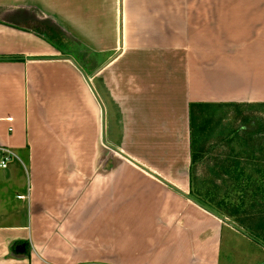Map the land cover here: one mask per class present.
Here are the masks:
<instances>
[{
	"label": "crops",
	"instance_id": "1",
	"mask_svg": "<svg viewBox=\"0 0 264 264\" xmlns=\"http://www.w3.org/2000/svg\"><path fill=\"white\" fill-rule=\"evenodd\" d=\"M15 1L0 0V160L5 150L14 155L0 170V264H220L226 225L134 164L125 201L123 187L109 179L119 172L116 162L108 170L112 157L102 158L103 139H112V127L130 132L127 144L109 145L187 193L186 160L167 163L157 152L149 161L135 149L151 132L160 135L159 150L166 149L161 135L174 150L187 145L190 104L201 99L189 88L199 69L228 65L223 55L231 69H239L236 59L253 69L248 55L264 58V5L250 3L264 0L222 4L223 20L240 7L250 12L240 26L257 23L245 45L223 46L212 31L207 39L197 28L209 18L202 0H96L116 2L114 28L102 32L56 0ZM35 20L67 24L64 32L97 57L84 47L71 54L70 46L29 26ZM86 77L106 109L105 138L102 108ZM205 91L213 92L201 100H217L212 86ZM125 109L130 124L120 120Z\"/></svg>",
	"mask_w": 264,
	"mask_h": 264
},
{
	"label": "rangeland",
	"instance_id": "2",
	"mask_svg": "<svg viewBox=\"0 0 264 264\" xmlns=\"http://www.w3.org/2000/svg\"><path fill=\"white\" fill-rule=\"evenodd\" d=\"M28 1H33V0H28ZM34 1H37V4H40L38 3V1L40 0H34ZM214 1L216 0L213 1L202 0V2H200L202 3L201 8L204 9L203 12L205 14V17L206 16L209 17L207 19H204L202 22L198 23L200 26L197 24V28L203 27L202 32L205 33L204 34L205 36L203 37L210 39L209 33L212 31L213 32L212 36L213 35L217 36L218 44L220 46L227 45L228 42H232V41H236L238 43L245 45L247 40H249V35H251L254 29L256 28L257 23L252 20L250 21L249 27H244L242 24L240 26L239 21L248 18L246 14L250 13V12L242 11L240 7H234V11L231 13L232 15H230L231 18L228 20L226 19L223 20L224 17H227L226 16L227 14L223 13V11L226 10L223 8L224 7L226 8V6H222V4L227 3L225 1H231V3L233 4H239L242 3L243 1L218 0L216 2V6ZM15 2L18 3L17 1ZM53 2H57L58 6H60L62 9L69 10L70 14L73 17L77 18V20H83L82 18L87 16L85 19V23L92 22L93 24L97 25L99 32H102L104 28L106 30L112 29V27L114 28V23H115L114 13L116 8L115 1H96V0H58L57 1L56 0ZM251 2H257L260 7L264 5V1H250V3ZM215 10H217V12ZM209 13L211 14L209 15ZM217 14H219V18H220L219 24L217 18H215ZM53 23L55 25L54 24L52 25H54L55 27L52 25H51L52 27L49 26L51 30H49L50 28L47 26L49 25V22L48 23L37 22L35 20V22L29 24V26H32L33 28H36L38 31L42 32L44 37L48 35L50 40L53 39L55 42H58L59 45L63 44L70 46L71 54L75 55L74 50L82 51V47H84V51L87 53V55H90V57L93 56L95 58L97 57L91 51V49L80 44L79 41H75L73 38H71L70 33L64 32L63 27L64 28L67 27L66 26L67 24L57 20H54ZM25 25H27V23ZM214 31L218 32L219 35L215 34ZM233 36L234 38H232ZM227 38L229 40H227ZM248 45H250V43ZM255 45L258 48L259 43ZM80 56L82 57L83 53H81ZM108 56L109 55L106 54L105 57H101L100 59L98 56V60L103 61L106 58H108ZM210 56L212 57V55ZM223 56L226 57V59L223 60H228L227 62L228 65L221 64L220 61L218 68H212V69L210 68V70H208V68L205 67L199 69L198 71L199 77L197 84H194L193 88L192 85H190L189 88L193 96L201 97L202 99L204 96L205 98H207L208 95L210 96L212 94L213 91H211L209 94L208 92L205 91L208 88L210 89V86H212L213 89L216 90L214 92V97H216L217 99L215 102H211L209 100H207L208 102H205L204 100L200 99V101L192 102L190 106L192 105L197 106L202 104H222V103L236 104V106L225 107L223 112H218V114L215 115L214 117H212L211 115L212 113H215V111H210L211 114H209V111H206L205 114H203L202 112L203 115H201L199 108L198 107L195 108V114H197V117L200 120L199 122L196 120V123L198 125L204 124L208 118L211 119L214 118L213 126H210V128L214 127V132L211 133V138L207 140L209 144V147L207 149L211 155L207 156L206 159L202 160L192 170L191 132L193 130L190 126L189 119H188L189 142L185 147H182L180 150H174L176 148L171 144L173 140L164 139L162 138V135H161V139H163L162 142L166 146V149L164 151H162L161 149L159 150L158 136L160 135L158 133L157 135L155 134V132H151V133H144L141 136L143 137L141 139L142 149H137V150L135 149V151L138 154L140 153L141 156L143 157H148L149 161L155 158L157 152H163L162 158L167 163H171L173 157H178L182 160H186L188 164V168H187V172L185 171V173L188 178L187 184L189 186L186 190H188L187 193L189 196L191 197L198 196L207 201L214 200V203H216L217 201H219L220 197L222 199L223 196H227L230 193L231 200L234 203L237 200L236 199L237 194L235 191H233L234 190L233 181L232 182L227 181L229 179L228 176H225L223 173H220L221 170L218 164H220L221 161H225V164H227V163H232L234 160H237L239 163L245 166L248 173H251L252 168L254 166L253 164H255L254 162H256L252 159H249L246 156L245 151L246 150L249 151V148L247 147L248 144L247 142L246 144H244L243 137H245L244 134L246 133L251 135V132L248 129L252 127H257V125L254 126L255 124L258 123L264 124V107H263L264 89L263 90L261 89L262 87H264V61H263L264 58L260 59V56L258 54L255 56L248 55V58L252 62L251 65L254 66L253 69H248L247 62L242 59H236L233 61L239 65V69H231L232 64L230 58L228 57L229 55H223ZM217 60H219V57L216 60H213V62H217ZM226 66H229V68H226ZM189 71H191L192 74L195 72L192 70ZM210 73H211V77H210L211 80L208 79V75ZM200 82L201 84H203L204 90L199 95L198 93L196 94V92L200 89L199 88ZM260 84L263 85L261 88L259 87ZM106 95L108 94L106 93ZM125 111L126 109L119 112V113L123 112L124 116H122L120 120L124 124L128 121V120L126 121V119L129 116L128 112L124 114ZM188 118H191V116H189ZM107 124H108L107 126L110 127L109 121L107 122ZM127 124H130L129 121L127 122ZM112 129L113 130L110 134L112 136V139L109 138L108 144H110L111 140L112 141L116 140L119 142L122 141V143L125 144L131 141L132 137H129L130 132L126 131V129H125L126 132L123 133L122 135L119 134L118 132H114V127H112ZM236 130L237 131L240 130L243 135L241 136L239 133H238L239 135L232 134L234 132L236 133ZM107 131L109 132V128ZM195 133L198 137L201 136L198 132L195 131ZM228 135H230V138L224 137ZM108 137H109V133H108ZM143 145L144 148L146 147L145 149L143 148ZM103 149L104 150H103L102 158L110 159L112 157V163H109V161H107L108 170L109 168L110 170H112L111 168L114 167V164L116 162V169L119 172V177L117 179H113L112 176L109 179H112V181L115 183L114 186L116 188L123 187L124 199L126 197L125 201H128L129 196L127 192L125 193V190L130 188L129 180L131 174L135 173L134 171L135 167L133 166L132 162L126 160L123 157L122 158L124 160L122 162L117 161L115 158H113V156L114 154L116 155L118 154L113 150H110L107 146L106 148L104 147ZM250 149L259 151V156H258V158L260 159L259 162L264 163V133L260 136H257L255 142H253V148ZM119 156L120 155H118V157ZM182 160H179L177 163L182 162ZM109 164H111L113 167L111 165L109 166ZM178 171H176L178 180L181 181L184 180V177H182V174L180 176ZM83 187L86 186L84 185ZM197 206L200 207L199 205ZM203 210L206 211V213L208 212L205 209ZM208 213L210 214V212ZM220 216L223 217L225 220H220V219L218 220L226 225L224 226L223 235H222L220 264H263L264 240L256 239L254 236L250 234L249 231H246L244 227L234 222V220L231 217L222 216V215ZM141 220L142 219L139 218L138 222H141ZM145 239L147 243L150 242V241L148 242L147 235H145L144 241Z\"/></svg>",
	"mask_w": 264,
	"mask_h": 264
},
{
	"label": "trees",
	"instance_id": "3",
	"mask_svg": "<svg viewBox=\"0 0 264 264\" xmlns=\"http://www.w3.org/2000/svg\"><path fill=\"white\" fill-rule=\"evenodd\" d=\"M227 106H236V104L222 103L190 106V126L193 130L191 132L192 170L202 160L206 159L207 156L211 155L207 149L209 147L207 140L211 138V133L214 132V127L210 128V126H213L214 118H208L204 124L198 125L196 120L198 122L200 120L197 117V114H195V108H199L201 115L205 114L206 111H209V114H211L210 111H215V113H212L211 115L214 117L218 112H223ZM256 125L257 127L248 129L250 130L251 135L246 133L244 134L245 137H243L244 144L247 142V147L249 148V151H245L246 156L249 159L256 161L254 162L255 164H253L254 166L251 173H248L245 166L237 160L227 164H225V161H221V163L218 164L221 170L220 173L228 176L229 179L227 181H233V191L237 194V200L233 203L230 193L227 196H223L222 199L220 197L219 201L216 203H214V200L207 201L198 196L192 197L208 209L216 212L218 215L231 217L234 222L244 227L246 231H249L256 239L264 240V163L259 162V151L250 149L253 148V142H255L257 136L264 133V124L258 123L254 126ZM195 131L201 136L198 137ZM238 133L241 136L243 135L240 130H236V133L234 132L232 134ZM224 137L230 138V135Z\"/></svg>",
	"mask_w": 264,
	"mask_h": 264
},
{
	"label": "water",
	"instance_id": "4",
	"mask_svg": "<svg viewBox=\"0 0 264 264\" xmlns=\"http://www.w3.org/2000/svg\"><path fill=\"white\" fill-rule=\"evenodd\" d=\"M62 59H67V60H71V61H74L71 57H62ZM77 67L80 69V71H82L84 73V71L81 69V67H79L77 65ZM87 78V77H86ZM89 84H90V87L92 88V91L94 92L98 102L100 103L101 105V108H102V112H103V137L105 138L106 137V109L102 103V101L100 100L98 94L96 93L92 83L90 82L89 78H87ZM103 144L105 146H107L109 149L113 150L114 152H116L118 155H120L121 157L125 158L126 160L132 162L133 164H135L137 167L141 168L142 170L146 171L148 174H150L152 177L158 179L159 181L163 182L164 184L172 187V189H174L176 192H178L179 194H181L182 196L184 197H187L189 200H191L192 202H194L195 204L199 205L200 207H202L203 209L207 210L208 212H210L212 215H214L215 217H217L218 219L220 220H225L223 217H221L220 215H218L217 213H215L214 211L206 208L205 206H203L201 203H199L198 201H196L194 198H192L191 196H189L187 193L181 191L180 189L178 188H175L171 185L168 184V182H166L164 179H162L159 175H157L156 173L150 171L149 169H147L146 167H144L143 165H141L139 162H137L135 159H133L132 157H130L129 155H127L126 153H124L123 151L121 150H118V149H115L113 148L112 146H110L108 143H106V140L103 139ZM264 264V263H263Z\"/></svg>",
	"mask_w": 264,
	"mask_h": 264
},
{
	"label": "built area",
	"instance_id": "5",
	"mask_svg": "<svg viewBox=\"0 0 264 264\" xmlns=\"http://www.w3.org/2000/svg\"><path fill=\"white\" fill-rule=\"evenodd\" d=\"M11 121L13 120V119H10ZM4 158H2L1 160H0V170H6V169H8V167H9V164H10V161H11V159H12V157L14 156V155H12V153L10 152V151H8V150H5L4 151Z\"/></svg>",
	"mask_w": 264,
	"mask_h": 264
},
{
	"label": "bare ground",
	"instance_id": "6",
	"mask_svg": "<svg viewBox=\"0 0 264 264\" xmlns=\"http://www.w3.org/2000/svg\"><path fill=\"white\" fill-rule=\"evenodd\" d=\"M150 175V174H149Z\"/></svg>",
	"mask_w": 264,
	"mask_h": 264
}]
</instances>
